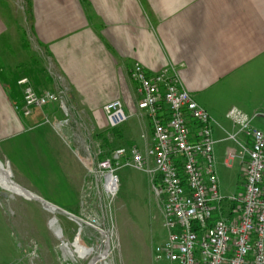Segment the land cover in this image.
I'll use <instances>...</instances> for the list:
<instances>
[{
	"label": "crops",
	"instance_id": "crops-1",
	"mask_svg": "<svg viewBox=\"0 0 264 264\" xmlns=\"http://www.w3.org/2000/svg\"><path fill=\"white\" fill-rule=\"evenodd\" d=\"M135 63L149 74L176 72L210 114L214 143L232 108L264 133V0H0V145L23 154L53 150L58 137L41 124L66 110L89 122L103 146L145 151L151 126L130 79ZM22 77L62 104L24 116ZM113 100L129 115L116 128L103 110ZM0 187L10 184L0 177Z\"/></svg>",
	"mask_w": 264,
	"mask_h": 264
},
{
	"label": "rangeland",
	"instance_id": "rangeland-1",
	"mask_svg": "<svg viewBox=\"0 0 264 264\" xmlns=\"http://www.w3.org/2000/svg\"><path fill=\"white\" fill-rule=\"evenodd\" d=\"M71 115L65 110L42 121L58 137L53 150L45 145L23 154L0 145V162L10 169V180L60 208L29 199L11 184L9 191L0 187V264H159L153 252L166 231L148 174L128 159L119 166L113 161L116 190L108 191L113 178L102 161L116 147L103 146L89 122ZM218 125L223 138L214 143L213 155L219 192L225 200L239 198L247 158L241 145L248 147L247 141L241 133L230 138L237 129L229 119ZM37 130L27 134L29 139Z\"/></svg>",
	"mask_w": 264,
	"mask_h": 264
},
{
	"label": "built area",
	"instance_id": "built-area-1",
	"mask_svg": "<svg viewBox=\"0 0 264 264\" xmlns=\"http://www.w3.org/2000/svg\"><path fill=\"white\" fill-rule=\"evenodd\" d=\"M130 79L139 94L138 108L149 119L151 145L118 147L102 161L104 169L112 162L128 159V164L145 171L159 198L166 239L153 252L159 264H264V133L237 108L227 118L237 129L230 134L245 136L247 154L244 185L239 198L225 200L219 192L214 170L213 121L181 86L176 72L166 67L155 74L135 63ZM23 104L17 108L24 116L33 108L60 102L56 94L37 93L29 78L18 80ZM62 104V103H61ZM110 128L126 122L129 115L120 100L104 108ZM129 160H131L129 162Z\"/></svg>",
	"mask_w": 264,
	"mask_h": 264
},
{
	"label": "bare ground",
	"instance_id": "bare-ground-1",
	"mask_svg": "<svg viewBox=\"0 0 264 264\" xmlns=\"http://www.w3.org/2000/svg\"><path fill=\"white\" fill-rule=\"evenodd\" d=\"M107 174H110V173H107ZM0 177H2L4 180H6L9 184H11V185H13L14 187L18 188L17 186H15L14 184H12V183L10 182V177H9L8 173H7L5 170H3L2 168H0ZM105 177H106V176H105ZM112 178H113V177H112ZM18 189L21 190L20 188H18ZM106 189H107L108 191H112V192L116 190V182H115L114 178H113V180H110V181L107 182V184H106ZM21 191H22L24 194H26L27 196H30L29 193H26V192H24L23 190H21ZM45 206H46V207H49V208H52V209H55L53 206L48 205V204H45ZM92 264H94V262H93Z\"/></svg>",
	"mask_w": 264,
	"mask_h": 264
},
{
	"label": "water",
	"instance_id": "water-1",
	"mask_svg": "<svg viewBox=\"0 0 264 264\" xmlns=\"http://www.w3.org/2000/svg\"><path fill=\"white\" fill-rule=\"evenodd\" d=\"M10 182H11L12 184H14L15 186H17L18 188H20L21 190H23L24 192L29 193L30 196L27 197V198H29V199H34V200H39V201H41L43 204L51 205V206H53L55 209L60 210V208L57 207L56 205H54V204H52V203H50V202L44 200L43 198H41L40 196H38V195H36V194L31 193V192L28 191L27 189H25V188L19 186L18 184L14 183L12 180H10ZM61 211L64 212V213H66L67 215H69L70 217H72V218H73L74 220H76V221H82L80 218L76 217V216L73 215V214H70V213H68V212H66V211H63V210H61Z\"/></svg>",
	"mask_w": 264,
	"mask_h": 264
}]
</instances>
